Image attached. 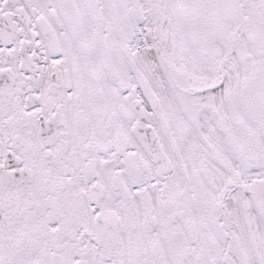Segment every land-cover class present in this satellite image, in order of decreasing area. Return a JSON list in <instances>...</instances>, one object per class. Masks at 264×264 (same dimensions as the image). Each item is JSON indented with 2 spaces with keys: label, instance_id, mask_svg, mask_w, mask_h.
<instances>
[{
  "label": "snow or ice",
  "instance_id": "snow-or-ice-1",
  "mask_svg": "<svg viewBox=\"0 0 264 264\" xmlns=\"http://www.w3.org/2000/svg\"><path fill=\"white\" fill-rule=\"evenodd\" d=\"M0 264H264V0H0Z\"/></svg>",
  "mask_w": 264,
  "mask_h": 264
}]
</instances>
